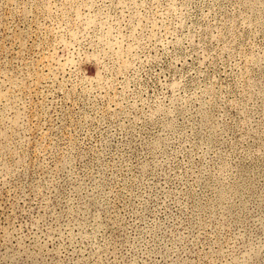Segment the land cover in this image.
<instances>
[{
    "label": "rangeland",
    "instance_id": "obj_1",
    "mask_svg": "<svg viewBox=\"0 0 264 264\" xmlns=\"http://www.w3.org/2000/svg\"><path fill=\"white\" fill-rule=\"evenodd\" d=\"M0 264H264V0H0Z\"/></svg>",
    "mask_w": 264,
    "mask_h": 264
}]
</instances>
